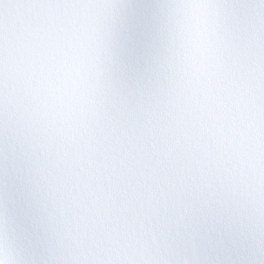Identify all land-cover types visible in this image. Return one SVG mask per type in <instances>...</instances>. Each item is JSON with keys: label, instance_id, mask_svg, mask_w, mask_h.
Returning <instances> with one entry per match:
<instances>
[{"label": "snow or ice", "instance_id": "1", "mask_svg": "<svg viewBox=\"0 0 264 264\" xmlns=\"http://www.w3.org/2000/svg\"><path fill=\"white\" fill-rule=\"evenodd\" d=\"M0 264H264V0H0Z\"/></svg>", "mask_w": 264, "mask_h": 264}]
</instances>
